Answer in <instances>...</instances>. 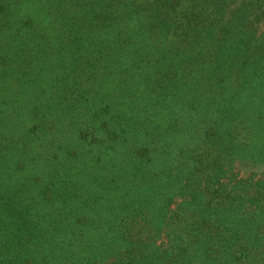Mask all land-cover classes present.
Returning <instances> with one entry per match:
<instances>
[{
	"label": "trees",
	"instance_id": "trees-1",
	"mask_svg": "<svg viewBox=\"0 0 264 264\" xmlns=\"http://www.w3.org/2000/svg\"><path fill=\"white\" fill-rule=\"evenodd\" d=\"M240 166L264 0H0V264H264Z\"/></svg>",
	"mask_w": 264,
	"mask_h": 264
},
{
	"label": "rangeland",
	"instance_id": "rangeland-1",
	"mask_svg": "<svg viewBox=\"0 0 264 264\" xmlns=\"http://www.w3.org/2000/svg\"><path fill=\"white\" fill-rule=\"evenodd\" d=\"M263 170H264L263 167H251V168H248V167L240 166L238 175L246 177V176H250L252 172H254V173H262Z\"/></svg>",
	"mask_w": 264,
	"mask_h": 264
}]
</instances>
